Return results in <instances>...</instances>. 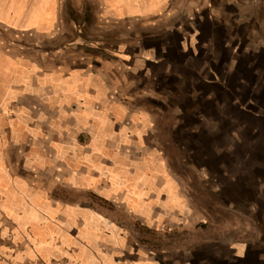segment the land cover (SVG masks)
Here are the masks:
<instances>
[{
  "label": "crops",
  "instance_id": "0c3cea01",
  "mask_svg": "<svg viewBox=\"0 0 264 264\" xmlns=\"http://www.w3.org/2000/svg\"><path fill=\"white\" fill-rule=\"evenodd\" d=\"M71 1L83 0H0V264H264V189L235 180L249 199L232 209L248 227L194 239L210 212L171 170L154 126L159 113L203 118L204 104L220 113L229 102L238 118L256 106L248 118L264 119V3L87 0L77 28L120 37L109 61L47 71L4 52L2 28L65 37ZM52 174L83 203L53 201ZM135 227L191 238L151 245Z\"/></svg>",
  "mask_w": 264,
  "mask_h": 264
},
{
  "label": "rangeland",
  "instance_id": "374dc122",
  "mask_svg": "<svg viewBox=\"0 0 264 264\" xmlns=\"http://www.w3.org/2000/svg\"><path fill=\"white\" fill-rule=\"evenodd\" d=\"M90 13L87 0H83L81 5L71 1L64 12L67 26L65 31L62 29L66 34L63 38H46L39 33L2 28L3 50L13 59L23 62V66L33 65L34 69L35 64L49 68L50 64L74 63L80 66L109 61V51L106 53L109 43L116 44L120 37H107L109 31L102 24L87 23L84 31L78 29L79 23ZM171 56L170 53L166 57ZM179 60L187 61L186 56L179 57ZM181 105L192 110L197 104H188L184 100ZM245 107L244 117H239L241 124L239 113L230 102L220 113L211 105L204 104L206 116L203 118L185 111L176 114L171 110L170 113H159L160 117L155 119V140L167 156L171 170L182 180L197 209L202 211L206 208L210 212V216H205L209 225L206 229L195 230L194 239H201L204 234V237L213 238L221 234L230 238L248 227L250 216L232 209L240 203L247 207L244 203L249 199L244 189L235 188V180L243 182L247 177L257 181L252 185V194L264 189V119L248 118L258 109L256 106ZM257 113L264 115V112ZM52 176V181L45 182L43 186L51 192L56 191L51 194L53 201L69 206L83 203L79 202V195L63 186L58 187V174ZM54 176L58 178L54 179ZM134 231L137 240L151 245H157L161 239L180 241L191 238L189 231L176 232L171 236L169 233L160 236L144 232L136 227Z\"/></svg>",
  "mask_w": 264,
  "mask_h": 264
},
{
  "label": "built area",
  "instance_id": "2783aa9c",
  "mask_svg": "<svg viewBox=\"0 0 264 264\" xmlns=\"http://www.w3.org/2000/svg\"><path fill=\"white\" fill-rule=\"evenodd\" d=\"M259 1H261V2H263V3H264V0H259Z\"/></svg>",
  "mask_w": 264,
  "mask_h": 264
}]
</instances>
